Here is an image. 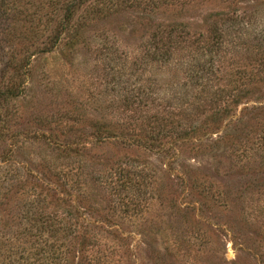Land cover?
I'll use <instances>...</instances> for the list:
<instances>
[{
	"label": "rangeland",
	"instance_id": "rangeland-1",
	"mask_svg": "<svg viewBox=\"0 0 264 264\" xmlns=\"http://www.w3.org/2000/svg\"><path fill=\"white\" fill-rule=\"evenodd\" d=\"M71 1L0 0V65L3 58L14 52L24 53L29 44L40 47L47 44V37L59 24L62 6ZM79 1L82 6L75 21L85 25L79 45L73 48L62 43L51 52L33 56L24 95L5 103L1 113L0 133L3 131L4 138L0 141V264H66L64 259L35 261L32 254L35 249L53 244L50 236L54 230H66V235L72 231L76 236L91 222L85 219L97 215L85 202L79 203L80 213L74 216L73 222L76 227L72 224L70 230L65 227L68 212L53 205L47 209L51 213L47 216L53 220L51 232L47 231L50 227L39 229L29 224L25 213L32 202L31 198L22 197V193L31 194V189L39 184L48 187L58 184V181L48 184L44 176L45 167L48 170L50 164L54 161L59 164L61 159L42 134L53 133L63 140L72 131V136L86 137L87 147L92 148L93 130H103L105 127L101 125L124 120L123 108L119 110L123 98L126 94L139 98L138 94L143 91L141 85L151 87L149 103L170 110H175L170 107L177 104L174 95L179 90L175 88H181L186 93L182 103L187 107L201 95V88L195 87L189 74L144 64L143 55L151 46L150 35L160 23H177L189 38L206 35L207 25L222 23L217 13L227 19L242 11L251 12L264 0H177L174 8L160 6L156 0ZM262 7V12H254L252 20L254 51L264 47ZM210 16L213 21H205ZM231 56L228 58L241 63L240 54ZM259 72L263 84L235 112L240 118L248 112L254 114L257 111L254 108H259L257 116L261 120L252 121L251 125L261 131L264 130V69ZM196 90L198 94L193 95ZM157 91L158 95L165 93L168 98L161 101ZM259 133L252 135L246 150L254 155L249 168L241 167L238 161L245 157L244 148L225 154L217 145L205 144L208 148L200 151L187 138L177 145L181 148L179 156H174V150L160 153L131 148L134 157L145 160L156 170L158 189L164 191L166 199L162 203L152 202L132 219L130 247L137 254H134L138 257L136 264H151L148 247L142 242L146 235L147 241L158 243L156 249L160 252L172 251L173 264H264V152L260 150ZM171 140L167 137V147ZM91 150L104 157L113 151L109 145ZM8 152L10 155H6ZM194 172L204 180H186ZM211 183L215 187H210ZM12 189L19 192L17 197L7 198ZM91 192L94 198L90 201L101 203L104 208L106 203L102 199L107 194L97 188ZM2 223L7 225L6 229L9 223L14 226L5 231ZM61 236L56 248L61 246L60 250L65 251L71 238H64L60 233ZM112 250L118 248L107 244V264H118L119 257L109 252ZM92 253L89 251L86 255Z\"/></svg>",
	"mask_w": 264,
	"mask_h": 264
},
{
	"label": "trees",
	"instance_id": "trees-1",
	"mask_svg": "<svg viewBox=\"0 0 264 264\" xmlns=\"http://www.w3.org/2000/svg\"><path fill=\"white\" fill-rule=\"evenodd\" d=\"M156 2L160 6L173 5L166 8H174L178 5L177 0H156ZM81 6L82 2L79 0L66 2L62 6L63 13L59 24L47 37L48 42L43 47L29 44L23 49L24 53L16 55L14 52V55L2 59L0 117L1 113L3 115L5 103L24 95L25 80L33 56L51 52L62 43L73 48L79 45L78 40L84 36L85 25L75 21V18ZM262 6L264 1L254 6L251 12L242 11L240 15L233 14L227 19L222 13H217L216 16L222 18V23L207 25L208 33L195 38H189L188 33L184 34V29H181L177 23L166 25L160 23L158 29L150 35L151 46H148L143 55L144 64L156 65L158 69H175L186 76L189 74L195 87L201 88V95L196 97L194 102H189L186 107L182 103V99L186 96L185 90L175 88L179 90L174 95L177 104L174 103L170 107L175 110H170L163 109L157 104L154 106L153 102L149 103L150 85H141L143 91L138 94L139 98L126 94L123 104L119 107V110L123 108L124 120L101 125V128H105L103 130L96 128L91 135L92 148H99L101 145L112 147L113 151L106 157L93 153L92 148L87 147L86 137L72 136L74 135L72 131L65 134L67 136L63 140L53 133L42 134L48 140V144L53 146L54 153L61 159L59 164L56 161L50 164L48 170L45 167L44 176L48 184L57 181L58 184L52 187L39 184L31 189V194L22 193V197L31 198L30 202H32L25 213L29 224L39 229L50 227L47 231L51 232L53 220L47 216L51 214L47 209L53 205H59L68 212L65 227L69 228L74 225V216L80 213L79 203L85 202L86 206L97 215L85 219L91 222L84 227L83 233H77L76 236L72 231L67 232L66 235V230H54L53 235L50 236V240H54L53 244L41 250L35 249L32 254L35 261L45 258L46 260L64 259L66 264H107L109 258L106 255L107 244L111 243L114 248H118L109 251L119 257L118 264L137 263L138 257L134 256L136 253L130 247L133 237L131 227L134 225L132 219L137 217L134 215L139 211L143 212L148 206L150 207L152 202L162 203L166 199L164 191L158 189L156 170L145 160L134 157L131 152L133 147L148 151L158 150L160 153L174 150V156H179L181 148H177V145L187 138L192 146L200 151L206 150L208 147L205 144H208L209 147L217 145L227 154L242 148L246 151L252 135L261 132L258 140L262 141L260 150L264 152L262 146L264 130H254V126L251 125L252 121L259 123L261 120L257 116L260 109L254 108L257 110L254 114L248 112L242 114L240 118L235 112L242 101L244 99L249 101L250 96L263 84L259 70L264 69V47L261 51H254L250 33L252 20L255 18L254 12H262ZM207 20L213 21V17L210 16L205 21ZM241 40L245 43L239 44ZM178 52L183 53V56ZM237 53L241 55V63L232 59L231 55L236 57ZM227 58L233 64H230ZM254 68L258 71H254ZM158 92L155 93L158 95ZM197 94L196 90L193 95ZM158 98L163 101L168 97L165 93H160ZM137 112L141 114L137 116ZM1 132L0 141H3V131ZM167 137L172 139L169 147L166 146ZM6 155H10L9 152ZM253 156L246 151L245 157L238 159L241 167H251ZM200 176L199 173L194 172L192 177L185 178L188 181H200L202 178ZM210 187H215V183H211ZM94 188L101 189L107 194V197L102 199L106 203L104 208L101 207V203L90 201L94 198L91 192ZM18 193L12 189L6 197L14 199ZM98 205L100 207L95 208ZM1 225L5 231H9L14 226L9 223L6 229L7 225L3 223ZM124 232H128L126 237ZM60 233L64 238L68 236L71 238L70 246L65 251L60 250L61 246L56 248V243L62 238L59 237ZM142 242L148 247L147 253L151 264L174 263V256L170 254L172 251L160 252L156 249L158 243L147 241V235ZM37 243L40 241L38 240ZM89 251L94 253L86 255ZM98 255L100 256L97 257Z\"/></svg>",
	"mask_w": 264,
	"mask_h": 264
}]
</instances>
